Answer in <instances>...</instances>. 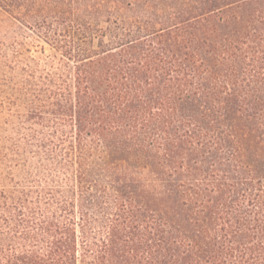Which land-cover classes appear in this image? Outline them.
<instances>
[{"label":"trees","instance_id":"16d2710c","mask_svg":"<svg viewBox=\"0 0 264 264\" xmlns=\"http://www.w3.org/2000/svg\"><path fill=\"white\" fill-rule=\"evenodd\" d=\"M56 4L26 94L51 177L0 209V264H264V0Z\"/></svg>","mask_w":264,"mask_h":264},{"label":"rangeland","instance_id":"374dc122","mask_svg":"<svg viewBox=\"0 0 264 264\" xmlns=\"http://www.w3.org/2000/svg\"><path fill=\"white\" fill-rule=\"evenodd\" d=\"M49 2V9L26 10L21 15L0 8V209L12 206L22 192L37 190L51 177L44 152L34 153L38 144L33 133L42 130L29 126L26 105L31 75L40 80L50 63L57 65L52 50L34 29V23L44 17L58 27L56 0ZM20 87L26 88L25 94L18 93Z\"/></svg>","mask_w":264,"mask_h":264}]
</instances>
